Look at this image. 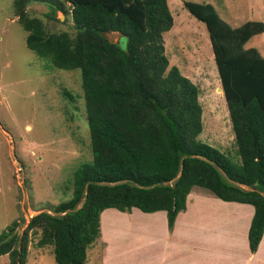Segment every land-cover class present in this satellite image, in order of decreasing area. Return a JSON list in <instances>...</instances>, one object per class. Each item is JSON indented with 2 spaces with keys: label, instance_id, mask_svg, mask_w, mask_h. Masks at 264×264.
Masks as SVG:
<instances>
[{
  "label": "trees",
  "instance_id": "16d2710c",
  "mask_svg": "<svg viewBox=\"0 0 264 264\" xmlns=\"http://www.w3.org/2000/svg\"><path fill=\"white\" fill-rule=\"evenodd\" d=\"M33 3L71 15L75 31L49 32L30 17ZM184 7L207 27L226 99L236 150L226 154L198 138L203 131L200 90L170 67L164 35L174 26L168 0H15L27 46L60 70H80L92 161L74 173L73 195L0 234V257L27 264L31 236L53 246L57 264H86L101 237L107 209L167 213L174 229L195 188L226 201L254 206L249 245L256 253L264 235V57L245 48L264 33V23L232 27L208 3ZM118 33L115 43L106 34ZM125 41V46H124ZM67 96H72L66 91Z\"/></svg>",
  "mask_w": 264,
  "mask_h": 264
},
{
  "label": "rangeland",
  "instance_id": "374dc122",
  "mask_svg": "<svg viewBox=\"0 0 264 264\" xmlns=\"http://www.w3.org/2000/svg\"><path fill=\"white\" fill-rule=\"evenodd\" d=\"M14 1L0 0V234L18 221L16 233L22 235L33 217L54 214L53 208L72 198L74 173L93 156L80 70L57 69L28 48ZM186 1L214 5L237 28L249 21L264 23V0H168L174 26L164 35L166 54L170 67H178L200 90L203 131L198 139L233 154L235 136L210 36L184 7ZM52 9L33 3L27 12L42 19L51 33H73L71 15L58 11L59 22L51 21L46 14ZM106 36L115 43L122 39L118 33ZM245 48L264 55V33ZM194 192L208 193L201 188ZM122 221L126 226L140 223ZM104 222L110 231L113 216ZM39 239L40 234L31 236L27 264H57L53 246L40 248ZM98 242L89 249L86 264H101L97 254L105 243ZM0 264H10L9 257H0Z\"/></svg>",
  "mask_w": 264,
  "mask_h": 264
},
{
  "label": "crops",
  "instance_id": "0c3cea01",
  "mask_svg": "<svg viewBox=\"0 0 264 264\" xmlns=\"http://www.w3.org/2000/svg\"><path fill=\"white\" fill-rule=\"evenodd\" d=\"M254 215L252 205L226 202L210 192L194 190L172 231L164 211L107 209L101 214L98 240L105 245L97 256L100 253L101 264H264V235L257 252L250 250ZM109 216L114 219L110 231L104 227V217ZM123 219L140 223L126 226Z\"/></svg>",
  "mask_w": 264,
  "mask_h": 264
},
{
  "label": "water",
  "instance_id": "95a60500",
  "mask_svg": "<svg viewBox=\"0 0 264 264\" xmlns=\"http://www.w3.org/2000/svg\"><path fill=\"white\" fill-rule=\"evenodd\" d=\"M221 90H222V92H223V89L222 88H220Z\"/></svg>",
  "mask_w": 264,
  "mask_h": 264
}]
</instances>
